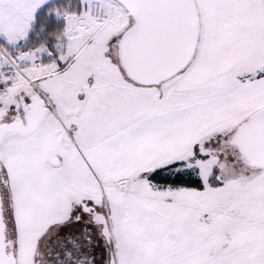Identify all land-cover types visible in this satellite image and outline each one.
<instances>
[{"label":"snow or ice","instance_id":"1","mask_svg":"<svg viewBox=\"0 0 264 264\" xmlns=\"http://www.w3.org/2000/svg\"><path fill=\"white\" fill-rule=\"evenodd\" d=\"M0 264H264V0H0Z\"/></svg>","mask_w":264,"mask_h":264}]
</instances>
